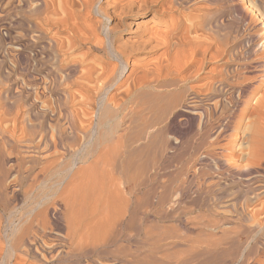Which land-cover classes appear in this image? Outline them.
<instances>
[{"label": "rangeland", "instance_id": "rangeland-1", "mask_svg": "<svg viewBox=\"0 0 264 264\" xmlns=\"http://www.w3.org/2000/svg\"><path fill=\"white\" fill-rule=\"evenodd\" d=\"M55 1L57 4L62 2ZM166 1L171 7L175 2ZM182 1V6L175 13L180 18L179 26L186 29L196 25L208 35L214 31L226 32L233 43L244 39L246 52L242 59L248 64L247 76L261 75L258 71L261 69L259 62L264 61L260 54L264 40V0ZM23 2L14 0L9 5V0H0V126H46L49 136L55 133L53 126H82L84 130L77 133L79 147L90 138L106 145L125 134L124 141L129 136L136 150L135 215L133 213V220L128 214L121 216L117 233L114 232L101 248V259L103 256L105 258L102 264L115 263V260L118 264L128 261L130 264H264V162L248 164L254 132L264 147V126H247V117L238 131L228 130L221 134L223 126H216L218 123L227 125L229 116L240 111L242 94L239 88L234 91L236 102L229 112L215 113L213 126L205 123L209 105L216 104L218 98L209 97V100L204 92L198 98L203 109L194 110V113L186 107L195 103L191 95L182 97L185 109H175L172 113H136L128 110L98 113L97 109L92 108L93 103L98 101L92 96L95 91H91L96 82L84 87L82 83L74 82L78 77L76 73L69 79H75V84L59 76L51 89L47 88L46 84L53 77L46 75L48 64L43 61L53 56L46 54L47 51L40 47L31 28L38 21L30 13V6L35 2ZM73 14L67 17L65 13H60L58 17L64 15V20L66 18L69 22L72 19L71 25L78 22ZM77 25L73 27L82 32L81 26ZM47 31L49 35L46 37L56 36L65 44L71 41V29L49 28ZM195 35L194 32L189 33L191 38ZM240 47L236 51L242 50ZM255 50H258L257 55ZM89 53L87 47H78L71 51L69 60L80 63L84 70L91 66L97 69L106 66L103 53ZM158 56L156 54L149 59L155 61ZM219 59L204 64L200 80L183 81L184 85L178 80V86L164 88L161 93L176 94L186 87L203 84L206 80L202 79L224 68L222 65L225 60ZM167 76L163 73L162 79L170 81L171 76ZM245 85L247 92L251 90L250 84ZM82 86L90 89L85 90ZM263 90L264 86L260 92ZM156 92L159 93L158 90ZM114 93L110 91L109 98L111 104L116 106L121 103V96L115 97ZM65 95L68 96L70 108L63 106ZM257 96L248 103L250 110ZM159 101V104H163L167 99ZM95 128L96 137L91 135ZM17 134L21 136L20 131ZM230 142L231 148L225 150L230 154L224 156L222 148ZM56 150L53 148L51 151ZM6 154L11 160L4 166L0 156V166L3 165L0 172L16 158L8 146ZM53 177L50 184L56 179V176ZM120 177L125 183L124 171ZM13 179L11 176L7 180L3 195L0 196L2 212L15 207L23 211L28 209L34 203L36 195H33L38 193L35 190L34 194L27 196L23 190L16 192L18 186L13 183ZM54 233L58 234L56 231ZM128 247H131V256ZM84 260V264H88L91 258ZM75 261L61 258L50 264H75Z\"/></svg>", "mask_w": 264, "mask_h": 264}, {"label": "bare ground", "instance_id": "bare-ground-1", "mask_svg": "<svg viewBox=\"0 0 264 264\" xmlns=\"http://www.w3.org/2000/svg\"><path fill=\"white\" fill-rule=\"evenodd\" d=\"M13 1L9 0V5ZM32 1L35 3L29 7L30 13L38 21L31 28L40 47L53 56L43 61L48 64L46 75L54 78L46 84L48 89H51L57 77L62 76L66 81L76 73L78 77L73 79L74 82L82 83L84 87L96 82L91 91H95L92 96L98 101L93 103L92 108L97 109L98 113L111 110L172 113L184 106L183 95H191L195 99L194 104L186 106L193 112L203 109L198 98L204 92L208 99L218 98H215L218 100L216 104L209 105L208 114L205 113L208 115L205 124L213 126L215 113L220 111L225 114L231 109L236 102L234 91L239 88L242 107L238 113L229 116L227 125H216L223 126L220 133L238 131L245 117L248 118L247 126H264V90L260 92L264 86V61L259 62L261 69L258 72L261 75L249 77L248 64L242 59L246 52L244 39L233 43L226 32L221 34L214 31L208 35L196 25L186 29L179 26L180 18L175 13L182 6V0H175L172 7L166 0H60V4L55 0H24L26 3ZM65 3L68 6H64ZM60 13H65L67 17L74 13L82 32L78 31V27H73L77 23L70 25L71 18L69 22L66 18L64 20V15L58 17ZM161 26L164 28L161 29ZM49 28L71 29V41L65 44L56 36L46 37ZM192 32L196 35L191 38L189 33ZM239 46L242 50L236 51ZM261 46L260 54L264 57V40ZM78 47H87L89 54L103 53L106 66H99L100 69L91 66L84 70L80 63H72L70 53ZM256 52L255 55L258 50ZM156 54L159 56L155 61L149 59ZM219 58L225 60L224 68L202 79L206 80L202 81L203 84L186 87L176 94L161 93L164 88L178 86V80L181 83L200 80L204 64ZM163 73L171 76L170 81L162 79ZM245 84L252 86L249 93ZM110 91L115 92V97L121 96L120 104H111ZM257 94L250 110L248 103ZM67 97L64 98V107L70 106ZM164 99L167 102L159 104V100ZM53 127L55 133L49 136L46 126H0L2 164L5 166L11 160L6 154V146L16 156L10 166L0 172V196L11 176L18 186L16 192L23 190L28 196L38 190L33 195H36L34 203L24 211L15 207L2 212L0 208V264H50L61 258L76 259L75 264H84L85 258H91L88 264H102L105 258L103 256L101 259V248L119 228L121 216L128 214L130 219L133 217L137 160L131 138L127 135L124 141L126 135L123 134L106 145L90 138L79 147L77 133L84 130L82 126ZM18 131L21 136L17 134ZM91 135L96 137V128ZM259 141L258 134L254 132L249 149V165L251 162H264V147ZM231 146V142L223 146L224 156L230 154L225 150ZM53 148L57 150L52 152ZM122 171L126 175L125 183L120 177ZM53 176L56 179L50 184ZM127 250L129 252L125 250L126 253L131 256V247ZM116 262L110 264H118ZM126 264H130V261Z\"/></svg>", "mask_w": 264, "mask_h": 264}]
</instances>
